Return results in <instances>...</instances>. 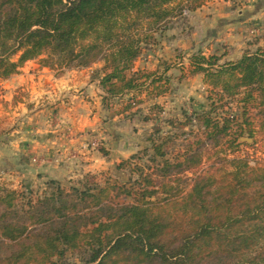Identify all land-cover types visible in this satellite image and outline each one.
I'll return each instance as SVG.
<instances>
[{
    "label": "trees",
    "instance_id": "obj_1",
    "mask_svg": "<svg viewBox=\"0 0 264 264\" xmlns=\"http://www.w3.org/2000/svg\"><path fill=\"white\" fill-rule=\"evenodd\" d=\"M176 1L0 0V81L49 55L79 69L103 62L104 103L135 92L141 79L156 75L129 72L142 46L154 44V34L173 17ZM224 58L199 53L190 59L191 73L202 74L212 90L210 111L189 120L202 136L173 162L166 143L152 142L161 178L193 173L185 198L159 200L158 190L122 188L132 201L116 204L108 188L64 189L56 181L45 183L41 194L0 188V264H68L71 257L83 264H264V163L224 159L231 171L201 172L205 148L228 144L233 153L241 138L254 137L256 124L264 138V49L236 62L221 63ZM43 67L53 69L49 61ZM162 81L168 83H152ZM232 104L241 117L218 113Z\"/></svg>",
    "mask_w": 264,
    "mask_h": 264
},
{
    "label": "rangeland",
    "instance_id": "obj_2",
    "mask_svg": "<svg viewBox=\"0 0 264 264\" xmlns=\"http://www.w3.org/2000/svg\"><path fill=\"white\" fill-rule=\"evenodd\" d=\"M195 5L197 8L193 10ZM171 8L174 9L173 17L163 26L165 28L154 34V44L142 46V54L129 72L130 76L140 73L139 78L149 74H155L156 77L141 79L140 89L123 97L108 98L107 103L103 102L105 93L100 86L101 78L105 75L103 62L79 69L61 66L49 55L35 60L42 67L45 61H49L53 69H47L57 79L65 81L78 72L90 73L88 79L99 82L101 99H98V104H94L91 98H87L88 95L83 94L82 97H86L83 106L86 104L89 107L86 108L87 113L92 115L90 126H79L77 142L69 152L62 154L63 150L59 151L54 144L48 155L45 138L51 134L47 131L50 118L45 111L47 98L30 92L27 89L30 85L17 96L22 105L32 107L34 121L31 116L27 117L29 114L25 111L15 115L16 99L4 102L6 105L0 117V188L41 194L45 183L49 181L58 182L64 189H81L86 185L97 184L109 189L110 199L116 204L132 201V197L123 194L122 188L134 191L139 188L158 190L159 200L182 199L188 195L195 178L193 173L161 178L159 169L162 165L151 161L154 156L152 142L158 145L166 143L167 157L173 162L175 157L188 150L189 142L202 136H199L201 128L195 123L189 125V120H195L197 113L210 111L208 97L212 90L202 74L191 73L190 59L201 53L206 58L224 55L221 63L236 62L246 52L264 49V0H192V3L178 0ZM242 18L248 22L243 30L237 29L231 37L228 32L231 27L224 31L220 29L223 19L228 24L230 20L235 23ZM227 24L224 26H229ZM211 29L222 33L217 34L219 36H216V32L212 35ZM161 78L167 79L168 83H152ZM3 82L0 81V97L4 92ZM157 87H164L167 93L158 96ZM94 93L99 95L96 91ZM239 108L232 104L231 110L218 113L224 117L229 113L241 117ZM86 110L82 111L85 113ZM250 115L255 114L252 112ZM187 123L186 127L181 128ZM64 129L69 134L74 133L69 126ZM252 130L254 137L249 139L246 135L241 138L239 148L233 153L226 151L228 144L217 149L205 148L201 172L210 167L231 171L232 167L223 163L224 159L246 158L251 161V166L264 163L263 135L257 124ZM29 137L35 139L29 142ZM100 149L108 152L109 157H105ZM145 150H150L148 156ZM49 155L61 159L59 166L62 175L58 179L44 172ZM132 157L136 159L131 160ZM124 161H130V167L119 170L118 166ZM158 161L161 163V160ZM68 264L83 262L80 258L71 257Z\"/></svg>",
    "mask_w": 264,
    "mask_h": 264
},
{
    "label": "crops",
    "instance_id": "obj_3",
    "mask_svg": "<svg viewBox=\"0 0 264 264\" xmlns=\"http://www.w3.org/2000/svg\"><path fill=\"white\" fill-rule=\"evenodd\" d=\"M231 21L232 20L227 24L225 19H223V24H221L222 27H220L222 31L229 30L231 27L228 31L231 33L229 34L230 37L237 29L243 30L242 28L248 22L243 18L235 22L236 24ZM225 24L229 26H224ZM210 32L212 35H215L216 32V36H219L217 34L221 31L218 30L217 33V31L211 29ZM207 35H209L208 32ZM88 76H91L90 73H86L85 71L78 72L77 75L68 77V81H65L66 79H57L52 71L39 65L37 61L29 62L21 69L18 75L3 82L4 92L0 97V117L3 114V106L6 105L4 102L15 99V115L17 112L20 113L22 111L28 112L29 115L27 117L34 115L32 107H26L17 100V96L20 95L21 91L30 85L29 88H27L30 92H35L40 97L44 96L48 100L45 111L47 112V116L50 117L49 121H47V131L51 135L45 138V150L47 155L53 150L54 144L59 151L63 150L62 154H65L75 146L78 138L76 132L79 126L82 124L81 126L84 127L90 126L91 124L92 115L87 113L88 111L86 108L89 107L86 104L83 106L84 103H86L84 100L86 97H82L83 94L88 95L87 98H91L94 104H98V99H101L98 80L93 78L88 79ZM95 91L99 93V95H95ZM82 108L86 110L85 113L82 111ZM31 117L34 121L35 117ZM67 126H69L74 133L69 134L68 130L64 129L65 127L67 128ZM29 139H31L29 142H32L35 137H29ZM49 158L44 172H46L49 177L58 179L62 175L59 166L61 164V159L58 160L57 158H53V155H49Z\"/></svg>",
    "mask_w": 264,
    "mask_h": 264
}]
</instances>
